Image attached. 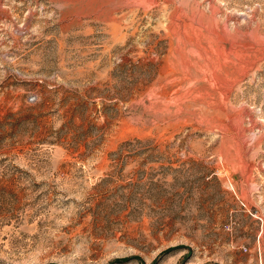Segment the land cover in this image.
<instances>
[{
	"label": "rangeland",
	"instance_id": "374dc122",
	"mask_svg": "<svg viewBox=\"0 0 264 264\" xmlns=\"http://www.w3.org/2000/svg\"><path fill=\"white\" fill-rule=\"evenodd\" d=\"M0 264H264V0H0Z\"/></svg>",
	"mask_w": 264,
	"mask_h": 264
}]
</instances>
